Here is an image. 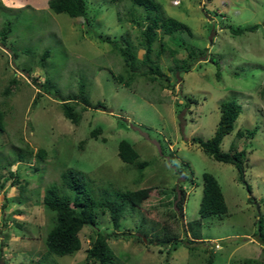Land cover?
<instances>
[{
    "label": "rangeland",
    "instance_id": "374dc122",
    "mask_svg": "<svg viewBox=\"0 0 264 264\" xmlns=\"http://www.w3.org/2000/svg\"><path fill=\"white\" fill-rule=\"evenodd\" d=\"M48 1L0 0V110L5 112L0 264H91L86 250L96 233L113 230L108 214L100 210H95L97 224L80 230V249L45 256L53 213L44 208L42 193L50 184L61 185L59 176L66 168L84 172L97 198L113 200L118 191L147 189L141 206L121 218L119 235L108 239L126 264H205L210 255L213 264H264V245L257 238L259 216L264 224V101L259 94L264 85V0H157L192 32L158 31L177 50L175 57L187 56L176 40L206 48L205 53L189 60V71L183 66L175 73L173 57L162 51L157 57L162 77L150 81L136 74L131 87L114 78L125 74V68L112 47L114 40L122 43L128 36L142 56L141 29L126 20L131 2L85 0V15L70 17L54 12ZM251 24L259 26L238 35L228 29ZM154 49H160V39ZM45 50L49 55L41 61ZM46 79L50 85H44ZM81 83L90 103L102 102L106 108L88 107L76 125L60 104L77 95ZM224 100L241 106L220 147L245 149L242 177L233 164L214 160L192 142L214 134ZM74 106L81 111V103ZM246 129L254 130L252 137H237L238 130ZM122 139L132 144L138 160L147 162L141 174L118 157ZM19 148L30 150L31 157L10 165ZM38 148L46 149L40 160ZM10 172L27 182L22 197ZM204 172L217 179L227 212L203 217L200 239L187 243L192 236L187 222L199 218ZM179 187L186 193L182 213L175 205ZM165 234L174 236L170 248L147 241Z\"/></svg>",
    "mask_w": 264,
    "mask_h": 264
},
{
    "label": "trees",
    "instance_id": "16d2710c",
    "mask_svg": "<svg viewBox=\"0 0 264 264\" xmlns=\"http://www.w3.org/2000/svg\"><path fill=\"white\" fill-rule=\"evenodd\" d=\"M132 8L127 13L126 20L133 22V25L141 29L139 47L143 48L142 56L139 58L138 48L133 45L128 36L123 37V42L118 40L112 42V47L122 56L124 61L125 74L114 75L117 83L124 84L125 87H131L136 74L147 77L150 81H154L157 77H162V71L158 63L157 57L160 52L168 51L173 57L172 72H177L179 68L184 66V71H189V60L195 59L199 54H204L205 49H199L192 45H186L185 40L180 42L176 40L179 46L187 50V56L179 59L175 57L177 50L168 47L167 43L159 38V32L164 35H171L174 32H186L191 35V29L184 22L167 14L162 4L157 0H129ZM211 1V0H207ZM48 6L56 13H67L70 17H80L86 13L85 0H49ZM119 21L122 18L118 17ZM258 24H251L246 26L232 27L228 26L229 31L238 35L245 31H255ZM6 29L1 31L2 39L6 37ZM160 39V49L155 52L154 43ZM49 55V51L45 50L42 54L41 61ZM212 60V59H211ZM216 65H218L216 63ZM49 83V84H48ZM50 85V82L45 81L44 85ZM79 92L77 95H72L67 99L61 100V109L63 115L72 123L79 124L81 120V112L89 108H101L105 110V105L102 102L91 104L85 86L83 83L79 85ZM5 92L8 94L9 89ZM260 97L264 101V85L260 89ZM81 103V111L75 110V104ZM220 117L216 125L214 134L207 139L201 137H193L192 142L196 143L204 153L211 156L214 160L230 163L235 166L239 172V176L243 175V157L245 156V149H238L234 144L230 145L228 151H223L220 147L223 137L229 134L234 122L241 112V106L234 100H224L219 104ZM5 130V112L0 110V132ZM100 128L90 132V137H96ZM247 133L252 137L253 129H246V132L238 130L237 137L244 136ZM85 140H82L83 144ZM118 157L125 163L134 165L141 174L142 168L146 166V161H140L139 154L135 148L128 141L122 139L118 142ZM29 151V152H28ZM17 149L15 158L9 164L20 160H26L31 157L30 150ZM24 153V154H22ZM38 159H43L46 155L45 148H38L35 152ZM36 168V167H35ZM37 169V168H36ZM10 175L14 176L12 185H17L19 188L18 196L22 197L26 190V181H21L20 178L13 172ZM60 182L58 184H50L43 189L42 202L46 210L53 213L51 226L46 233L44 240L45 256L50 254L63 256L73 253L80 249L81 240L79 232L85 225L97 224L95 210H100L102 213H107L113 227L111 232L102 233L98 231L92 240L90 246L86 250V261L91 264H126L120 260L112 248L108 244V239L111 236H118L116 229L120 226V220L125 215L128 209L134 210L141 206L143 199L147 196V189L140 188L137 190L118 191L116 199L97 198L92 195L88 188V181L84 172L74 169L66 168L60 173ZM4 187V182L0 184ZM247 190L249 186L247 185ZM175 205L183 212V204L185 203L186 193L182 187L178 188V194H175ZM227 212V205L222 193L221 187L217 179L209 172L202 174V196L199 203L198 214L199 218L187 222V228L191 232V238L186 242L200 239L201 219L211 215L222 216ZM262 216L258 217V241L264 245V230ZM147 234H143V237ZM173 235L165 234L163 237L155 235V238L147 239L148 243L156 245L172 244ZM175 239V238H174ZM172 244V245H171ZM191 249L192 247L189 246ZM251 260V259H250ZM249 262V260H248ZM163 264H168L164 262ZM205 264H213V256L210 255Z\"/></svg>",
    "mask_w": 264,
    "mask_h": 264
},
{
    "label": "clouds",
    "instance_id": "9594fccd",
    "mask_svg": "<svg viewBox=\"0 0 264 264\" xmlns=\"http://www.w3.org/2000/svg\"><path fill=\"white\" fill-rule=\"evenodd\" d=\"M216 244H218V242H215Z\"/></svg>",
    "mask_w": 264,
    "mask_h": 264
},
{
    "label": "built area",
    "instance_id": "2783aa9c",
    "mask_svg": "<svg viewBox=\"0 0 264 264\" xmlns=\"http://www.w3.org/2000/svg\"><path fill=\"white\" fill-rule=\"evenodd\" d=\"M174 3H176V2H174ZM218 245V244H217Z\"/></svg>",
    "mask_w": 264,
    "mask_h": 264
},
{
    "label": "water",
    "instance_id": "95a60500",
    "mask_svg": "<svg viewBox=\"0 0 264 264\" xmlns=\"http://www.w3.org/2000/svg\"><path fill=\"white\" fill-rule=\"evenodd\" d=\"M246 187H247V185H246Z\"/></svg>",
    "mask_w": 264,
    "mask_h": 264
}]
</instances>
